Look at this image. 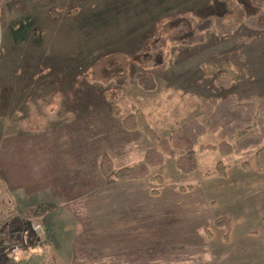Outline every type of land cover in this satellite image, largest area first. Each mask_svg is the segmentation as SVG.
<instances>
[{
  "label": "rangeland",
  "instance_id": "obj_1",
  "mask_svg": "<svg viewBox=\"0 0 264 264\" xmlns=\"http://www.w3.org/2000/svg\"><path fill=\"white\" fill-rule=\"evenodd\" d=\"M88 1L92 21L87 16ZM100 1L104 0H0V126L5 95L34 92L43 101L46 145L42 167L39 155L35 165L34 148L28 152V172L20 169L29 186L43 176L45 193L32 189L27 199L36 206H27L22 199L20 209L5 199L11 189L0 158V262L16 264L9 258L16 247L20 250L11 253L14 258L25 259L31 253L35 260L32 254L39 250L37 258L43 257L48 246L49 257L38 264H264V174L253 167L254 153L264 143V114L256 111L251 125L229 139L236 148L238 138L261 134L260 143L228 153L219 148L220 132L212 130L204 108L208 101L227 98L245 107L259 105L264 98V31L245 22L235 29L227 18L226 25L215 24L201 41L190 44L191 21L224 16L226 0H173L187 9L166 14L161 5L170 0H132L139 2L140 24L116 50L107 48L108 41L99 34L92 38L101 16ZM234 1L246 7L247 18L260 11L252 0ZM154 11L164 20L157 17L153 23L149 16ZM79 25L80 32L75 31ZM86 26L90 32L83 39ZM95 44L99 48L83 54L82 46ZM139 44L132 53L123 54L132 61L127 84L90 80V67L97 60ZM224 61L239 72L232 85L215 81L216 67H223ZM206 65L210 76L203 70ZM149 69L158 84L153 92L142 90L133 80L135 73ZM115 106L120 116L113 114ZM61 108H69L73 119H56L52 110ZM138 109L151 112L150 125L162 137H170L192 119L206 126L196 170L182 172L176 156L166 153L161 163L150 168L164 177L163 185L148 178L134 184L105 180L98 166L105 152L120 168L142 160L148 149L158 146L142 130L123 128L122 119ZM67 124L70 132L64 130ZM52 144L60 151L48 149ZM57 153L61 158L55 161ZM219 161L226 165L227 177L216 175ZM181 186L193 189L181 192ZM54 187H60L57 202L51 197ZM153 190L160 196H153ZM43 194L42 201H36ZM69 196L74 198L64 200ZM224 217L229 221L215 225ZM37 222L42 227L39 232L32 229ZM20 235H26L27 244L20 242Z\"/></svg>",
  "mask_w": 264,
  "mask_h": 264
},
{
  "label": "trees",
  "instance_id": "obj_2",
  "mask_svg": "<svg viewBox=\"0 0 264 264\" xmlns=\"http://www.w3.org/2000/svg\"><path fill=\"white\" fill-rule=\"evenodd\" d=\"M252 1L254 5L257 4L260 6V11L255 12L248 18L247 9L244 5L236 3L234 0H226L228 11L224 16L192 20L191 24L194 26V33L188 39V42L192 44L201 41L204 38L205 31L211 30L215 24H217V27L219 26L218 24L226 25L224 23L227 18L229 21L231 20L229 24L231 25L230 27H235V29L243 26L245 22L248 23V25L253 26V28H258L259 30L264 31V0ZM229 32H232V30L230 29ZM131 65L132 61L123 54H113L102 57L90 67V80L92 82L106 84L115 81L119 85H125L131 79ZM209 66L210 65L203 66L206 76L212 74L209 72ZM221 66L223 67H216L219 68V71L215 77V81L220 82L224 86L232 85L234 80L237 79L239 72L231 67L227 61L221 63ZM222 68H225V70ZM220 69L222 70L220 71ZM133 80L144 91L153 92L158 88L153 70L150 69L135 73L133 75ZM204 108L211 123L212 130L220 132L222 141L218 146L220 149H223L222 151L228 153L233 152V150L235 152H241L244 148L258 145L263 139L261 134L245 135L238 139L236 138V148L233 147V143L229 140L234 138L239 131L251 125L256 111H260L264 114V98L257 106L251 105L245 107L243 105L235 104L227 98L220 102L208 101L204 104ZM113 114L115 116H120V109L118 106L114 107ZM148 115H151V113H146L141 109H138L135 112L127 114L122 119V126L127 131H134L136 129L142 130L151 140L156 141L158 146L148 149L142 160L120 168H115L110 155L104 153L100 158L98 166L101 174L106 180L116 179L119 181H137L148 178L153 184L163 185L165 183L164 177L161 174L151 173L150 168L154 164L161 163L166 153L176 156V165L182 172H191L197 169L198 145L200 139L207 134L206 126L198 120L192 119L183 127L176 128L171 133L170 137H162L150 125L148 118L150 120L152 119V121L154 119L153 116L150 118ZM208 148H216V145H209ZM253 167L258 174H264V143L254 153ZM216 170V175L218 177L228 176V172L226 171L227 167L222 161L217 163ZM192 189V186H181L179 188L181 192H187ZM151 194L153 196H160L161 192L153 190ZM223 221H229V218H220L215 221V225H221ZM19 237L21 243L27 244L26 235H20ZM46 247L43 257H36L34 258L35 260H31L30 255H28L21 263L13 262L16 264H38L43 262V260L47 259L50 255V247ZM0 264L11 263H8V260H6V262H0Z\"/></svg>",
  "mask_w": 264,
  "mask_h": 264
},
{
  "label": "crops",
  "instance_id": "obj_3",
  "mask_svg": "<svg viewBox=\"0 0 264 264\" xmlns=\"http://www.w3.org/2000/svg\"><path fill=\"white\" fill-rule=\"evenodd\" d=\"M173 0H170V3L164 1L163 4L161 5L164 10L163 13H170L171 10H177L180 8L181 10L186 11L187 5L184 6L183 2H175L178 3L176 6L172 5L171 2ZM101 4H99L97 7L100 6V11H101V16L97 18L96 22L98 23L96 27L93 28L92 32V38H96L95 34H99L101 38H104L106 41H108L105 46L107 48L113 47L114 49H122L120 47V43L123 40H130V33L134 32L135 27H138L140 24V21L138 23L137 20H139V13H140V5L139 2H133L131 1H114V0H104L103 2L100 1ZM87 6V11L88 15L90 17H93V11H92V3L88 1L86 3ZM139 9V10H138ZM77 11V10H76ZM147 16L149 14L147 12H142ZM55 15H59L58 13H54ZM79 14V11H78ZM66 16L71 17L72 14H67ZM74 16V15H73ZM89 18V21H92L93 19ZM151 20L153 23L157 22L156 18L158 17L160 20H164L163 17L160 15L155 17V11L152 13ZM80 21V19L78 20ZM85 24H87V21H84ZM84 24V25H85ZM76 26V25H75ZM80 27H77L75 31L80 32ZM70 28H74L72 26L68 27V30ZM95 29V30H94ZM84 33V37L86 39L87 33L90 31H87V26L82 30ZM78 33V32H77ZM82 33V32H81ZM55 36V34H54ZM56 36H59L56 34ZM91 38V36L89 37ZM80 39V37L78 38ZM112 41H118L117 43H114ZM110 43L113 45H110ZM79 46V45H78ZM83 47V54L84 50H93V47H98L96 44L92 47L90 46H82ZM140 47V44L137 46H132V47H125V51H119L115 53H121V54H130L133 52L134 49H138ZM99 48V47H98ZM87 55H90V52L87 51L85 52ZM114 53V52H113ZM111 53V54H113ZM110 54V53H108ZM32 88V87H31ZM26 90H22L21 92L17 93H12L10 92L9 94L5 95V98L3 99L2 103L4 106H2V113L4 117L3 121V127L0 126V136L2 138L0 139V158L2 159V163L4 168L6 169V174H7V187L11 189L10 191H7L8 196L5 197V199H9L11 206H16L18 207V201L21 202L24 200V203L29 206H36L33 204H29L28 196L32 195L29 194L31 193L30 190L35 189L34 192L39 193H45L43 186V176L41 175V181H35L29 186V180L22 181V173L20 172V169L23 167L25 170L28 172V152L29 149H36V167H38V155L40 156V167H42V158H43V153L45 149V139L43 136V124H44V109L42 106V98L37 97L34 92H32L29 95H25L24 93ZM69 97H67L66 103H69L70 100H68ZM38 103L40 104L38 106ZM173 106L171 107V110L173 109ZM170 107L168 109H170ZM53 111V116L56 117V119L59 120H69L73 119L70 118V112L69 108H61L57 111ZM151 113V112H150ZM53 117V118H54ZM33 120V121H31ZM30 122H33L34 124L29 125ZM68 126V124H67ZM64 125V130L65 127L69 129L70 132V125L67 127ZM68 132V133H69ZM67 132H65L63 135H68ZM56 134V133H55ZM53 133V135H55ZM59 135V134H58ZM129 143H127L128 145ZM28 149V151H27ZM48 149H51L52 152H58L60 151L59 147L57 146H48ZM71 152L70 147H68L67 152ZM107 153V152H105ZM70 155V154H68ZM61 157L58 155H53V160L57 161V159H60ZM76 164V163H75ZM128 165V164H127ZM125 166V165H124ZM27 174V173H26ZM106 180V179H105ZM112 179L108 180L111 181ZM2 182L5 184L4 180ZM120 181H115V183H119ZM134 184L135 181H124V184ZM121 183V182H120ZM122 183V184H123ZM1 184V183H0ZM122 184L120 186H122ZM32 186H35L34 188H31ZM60 187L56 188L54 187V193L55 196L52 194V201H56L59 199L57 194V189ZM14 191V193H13ZM17 192V193H16ZM48 193V191H47ZM10 194V195H9ZM36 195V194H35ZM44 194L41 196V198L36 199V201H39L43 199ZM73 196H69L65 198L64 200H70L73 199ZM23 199V200H22ZM14 204V205H13ZM40 204V202H39ZM26 206V207H27ZM20 207V206H19ZM20 209H23L20 207Z\"/></svg>",
  "mask_w": 264,
  "mask_h": 264
},
{
  "label": "built area",
  "instance_id": "obj_4",
  "mask_svg": "<svg viewBox=\"0 0 264 264\" xmlns=\"http://www.w3.org/2000/svg\"><path fill=\"white\" fill-rule=\"evenodd\" d=\"M32 229H33L34 231H36V232H39V231L42 229V227H41V225H39V224H33ZM18 250H20V248H19V247H16V248H14V249L12 250L11 253L13 254V253H15V252H18ZM21 252H23L22 249H21ZM37 252H40V253H41V251H39V250H37ZM12 254H11V256H12ZM34 254H36V252H35ZM12 257H13V256H12ZM13 258H14V257H13ZM21 258H22V255H21L20 257L14 258V259L17 260V261H19V260H21Z\"/></svg>",
  "mask_w": 264,
  "mask_h": 264
}]
</instances>
